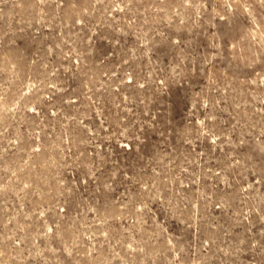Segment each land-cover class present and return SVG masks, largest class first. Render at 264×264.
<instances>
[{"label":"rangeland","instance_id":"1","mask_svg":"<svg viewBox=\"0 0 264 264\" xmlns=\"http://www.w3.org/2000/svg\"><path fill=\"white\" fill-rule=\"evenodd\" d=\"M0 264H264V0H0Z\"/></svg>","mask_w":264,"mask_h":264}]
</instances>
